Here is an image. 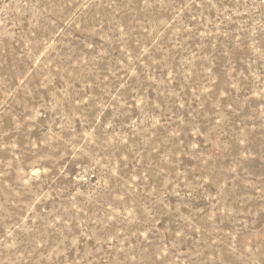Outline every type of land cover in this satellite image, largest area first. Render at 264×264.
Segmentation results:
<instances>
[{
  "label": "rangeland",
  "instance_id": "obj_1",
  "mask_svg": "<svg viewBox=\"0 0 264 264\" xmlns=\"http://www.w3.org/2000/svg\"><path fill=\"white\" fill-rule=\"evenodd\" d=\"M0 264H264V0H0Z\"/></svg>",
  "mask_w": 264,
  "mask_h": 264
}]
</instances>
